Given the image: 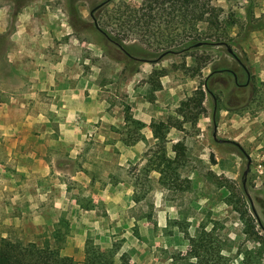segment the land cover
<instances>
[{
	"label": "rangeland",
	"instance_id": "rangeland-1",
	"mask_svg": "<svg viewBox=\"0 0 264 264\" xmlns=\"http://www.w3.org/2000/svg\"><path fill=\"white\" fill-rule=\"evenodd\" d=\"M104 1L0 0V141L10 137L19 144L36 140L38 145L42 140L39 130L47 129L46 124L57 128L65 117V83L49 88L47 84L28 81L41 64L56 63L60 73L89 77L90 83L80 85L96 87L99 98L115 116L116 125L108 124L106 128L108 139L127 138L131 132L145 136V126L136 130L134 124L125 122L124 110L129 106L137 119L142 116L151 122H168L169 152L173 154L174 142L184 140L187 157L177 182L171 187L170 183L165 185L158 172L148 170L157 149V141L150 137L140 150L128 155L125 168L129 185L118 190L113 204L94 201L89 187L74 185L80 205L93 210L56 212L68 218L58 221H68L62 252L82 263L90 241L103 251L118 248L117 262L126 253L132 264H174L173 257L190 250V238L199 236L202 225H215L214 235L219 240L228 238L225 254L231 259L227 264H241L243 255L238 252L253 244L247 241L239 213L229 202L230 190L236 191L234 186L245 188L247 196H251L253 205L247 197L251 211L254 214L255 208L254 216L258 215L261 223L258 228L264 234V28L251 32L239 45H232L250 78L226 45L199 49L209 54L210 61L196 76L190 73L196 66L191 56L172 51L159 58L162 53L155 49L139 51L138 58L144 61L137 72L130 73L133 63L107 41L95 20L118 30L112 9L123 1L140 4L141 0H110L94 11V20L91 10ZM214 2L224 10V32L236 36L239 27L230 22L233 18L241 23L246 20L250 0ZM252 3L254 15L264 19V0ZM21 11L26 13L28 22L22 28L18 19ZM78 16L84 21L75 28L71 20ZM61 56H65L64 60ZM153 70L161 72V89H153L157 79V74L151 78ZM233 72L240 83H247L248 79L249 83L239 85ZM206 77L210 87L206 114L196 125L182 121L178 107ZM215 106L217 138L227 139L224 142L213 135ZM96 140L95 133L87 137L91 144ZM115 154L116 149L107 150V164L116 161ZM3 156L0 148V158ZM249 160L244 187L243 173ZM8 167L14 185L9 194H0V235L8 231L4 236L24 241L49 237L58 224L52 227L55 215L40 212L38 193H21L22 166L13 162ZM5 168L7 165L0 163V173ZM113 174L112 181H124L123 167ZM52 192L58 193L55 189Z\"/></svg>",
	"mask_w": 264,
	"mask_h": 264
},
{
	"label": "trees",
	"instance_id": "trees-1",
	"mask_svg": "<svg viewBox=\"0 0 264 264\" xmlns=\"http://www.w3.org/2000/svg\"><path fill=\"white\" fill-rule=\"evenodd\" d=\"M223 11V8L215 4L214 0H141L140 4L123 1L112 9L115 13L113 18L119 26L118 30L111 28L110 24H100L98 18L96 22L107 41L124 53L127 61L133 63L130 73L137 72L139 64L144 61L143 58H138L139 51L155 49L161 53L175 51L191 56L196 66L190 73L196 76L210 61L209 54L199 52L200 48L239 45L240 41L246 40L251 32L264 28V19L254 15L252 0L247 6V18L244 22L241 23L238 18H233L230 22L239 27L236 36L224 32ZM83 21L84 19L78 16L75 21L71 20V24L76 28V24ZM198 42L202 44L197 46ZM160 73L157 70L151 73V78L157 74L153 85L154 90L162 88ZM208 77L202 80L194 93L178 107L182 121H191L196 125L199 118L206 114L205 101L207 90L210 89ZM124 119L126 123L134 124L136 130L145 126L142 120L133 116L129 106L124 110ZM151 126L153 138L157 141V149L153 151L148 170L158 172L160 181L165 185L170 183L171 187L179 179L180 167L187 157L186 144L184 140H177L172 144L173 154H171L167 147V132L171 125L164 120H152ZM123 140L127 145H131L139 140H146V137L141 132H131L129 137ZM227 181L230 182L229 179ZM223 186L228 187L227 184ZM234 189L237 192L230 190L232 194L229 202L239 213L247 241L253 244L246 245L238 252V255H243L241 264H264V234L258 228L260 222L251 211L245 188L234 186ZM67 228L68 221L63 218L52 234L41 241H24L0 235V264H132L126 253L120 255L119 262L116 261L118 248L103 251L90 241L85 246V257L82 263L65 255L62 247ZM215 229V225L211 228L202 225L199 228V236L190 238V250L186 254L173 257L174 264L229 263L231 257L225 254V251L229 249L228 238L219 240L214 235Z\"/></svg>",
	"mask_w": 264,
	"mask_h": 264
},
{
	"label": "crops",
	"instance_id": "crops-1",
	"mask_svg": "<svg viewBox=\"0 0 264 264\" xmlns=\"http://www.w3.org/2000/svg\"><path fill=\"white\" fill-rule=\"evenodd\" d=\"M18 19L21 28L28 25L26 13L19 12ZM60 58L64 60L65 56ZM56 69V63H43L34 73V78L28 81L47 84L49 88L59 82L65 83L62 96L66 114L59 126L56 128L55 124H46L47 129L39 130V138L42 140L38 145L36 140L32 144H19L10 137H4L3 142L0 141V148L4 152L0 163L7 165L4 172L0 173V194H9L10 189H13L14 179L8 165L17 162V165L22 166V169L18 168L22 170L20 176L23 178L19 185L21 193H38L41 196L38 208L40 212H53L55 217L51 220L52 227L61 217H65L60 214L58 216L56 212L71 209L93 210V207L80 205L79 198L74 193L76 184L89 187L90 195L95 197L94 201H108L111 204L117 201L118 190L126 188L124 184L127 187L129 185L125 168L128 155L130 157L145 144V140L127 145L121 138L108 139L106 128L108 124L116 125L115 116L99 98L96 87L80 85L90 83L89 77L72 72L63 74ZM139 119L146 123L145 137L148 141L153 137L151 121L142 116ZM7 127L9 129L11 126ZM93 133L97 140L91 144L87 137ZM92 149H95L94 154L90 153ZM110 149H116L117 157L115 162L109 161L111 163L107 164V150ZM122 167L125 172L124 181H112L115 180L113 173ZM53 189L58 192L57 195H53ZM8 233L10 232L3 231L2 235Z\"/></svg>",
	"mask_w": 264,
	"mask_h": 264
},
{
	"label": "water",
	"instance_id": "water-1",
	"mask_svg": "<svg viewBox=\"0 0 264 264\" xmlns=\"http://www.w3.org/2000/svg\"><path fill=\"white\" fill-rule=\"evenodd\" d=\"M108 1H110V0H105L104 2L100 3L99 5H97L95 8H93V9L91 10V16H93V19H94V20H95V17H94V10H96L97 8H99L100 6H102L103 4H105V3L108 2ZM95 24H96L97 28L101 31V29L99 28V26H98L96 20H95ZM201 44H202V42H198L196 45H201ZM121 48L124 49L123 47H121ZM228 50H229L231 53H233V54L235 53L234 50H233V48L230 47V46H228ZM166 53H167V52H163L162 54H160L159 58L163 57ZM213 122H214V132H213V135H214V137H215L216 139H218V138H217L216 106H215V108H214V113H213ZM218 140L221 141V142L227 141V139H223V138L218 139ZM250 165H251V160L248 161V163H247V168L244 170V173H243V176H244V177H243V185H244V187L246 186V180H247L248 172H249V170H250ZM248 196H249V198H250V200H251V204L253 205V201H252V198H251V196L249 195V193H248ZM254 212H255V214H257L255 208H254ZM257 218H258V220H259L258 215H257Z\"/></svg>",
	"mask_w": 264,
	"mask_h": 264
},
{
	"label": "flooded vegetation",
	"instance_id": "flooded-vegetation-1",
	"mask_svg": "<svg viewBox=\"0 0 264 264\" xmlns=\"http://www.w3.org/2000/svg\"><path fill=\"white\" fill-rule=\"evenodd\" d=\"M234 56L238 59V61L241 63V65L245 68V70L247 71L248 73V77L250 78V72L248 70V68L246 67V65L242 62V60L234 53ZM234 76H235V80L236 82L239 84V85H242V84H247L249 83V79H248V82L247 83H240L239 80H238V76H237V73L236 72H233Z\"/></svg>",
	"mask_w": 264,
	"mask_h": 264
}]
</instances>
